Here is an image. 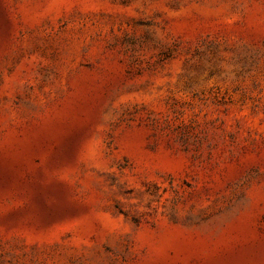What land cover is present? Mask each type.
<instances>
[{
	"label": "rangeland",
	"instance_id": "obj_1",
	"mask_svg": "<svg viewBox=\"0 0 264 264\" xmlns=\"http://www.w3.org/2000/svg\"><path fill=\"white\" fill-rule=\"evenodd\" d=\"M0 264H264V0H0Z\"/></svg>",
	"mask_w": 264,
	"mask_h": 264
}]
</instances>
